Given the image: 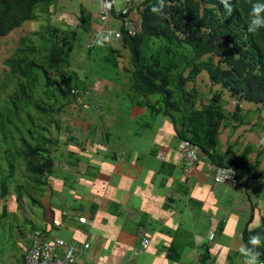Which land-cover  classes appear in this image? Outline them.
Returning <instances> with one entry per match:
<instances>
[{"label": "trees", "instance_id": "trees-1", "mask_svg": "<svg viewBox=\"0 0 264 264\" xmlns=\"http://www.w3.org/2000/svg\"><path fill=\"white\" fill-rule=\"evenodd\" d=\"M56 1L0 0V37L8 35L25 21L43 19L39 29L21 37L11 55L4 59L8 71L4 78L6 81L0 84V91L6 94L12 92L7 103L3 102L5 98L0 101V131H3L4 139L7 137L5 127L11 123L9 102L18 112L31 108L38 114L49 115L53 120V116L63 112L72 99L75 102L80 97L83 86H88L85 76L80 79L76 73H68L77 31L52 22ZM156 2L140 0L130 6L129 9L134 8L139 16L135 32H129V27L123 23L119 25L123 49L128 53L127 66L121 69L128 77L133 97L141 98L135 104L151 107V114L170 118L178 139L197 146L215 167L233 168L238 181L264 179V163L261 170L258 168L260 156L264 153V142L255 155L254 163L249 164V147L239 157H234L222 149L219 139L223 129L233 131L247 122L251 114L264 111V29L254 33L246 30L251 0H233L231 13L219 0H164L160 12L152 13L150 8ZM112 14L120 18L114 12ZM77 19L80 30L85 34L83 41L87 57L117 69L120 57L110 42L96 37L90 42L86 40L95 31L91 27L90 12L82 4L78 8ZM99 53L101 57L97 59ZM204 73L210 84L219 87L207 98L195 85L196 78ZM190 82L192 85L188 87ZM38 86L43 96L46 95V102L41 96V99L29 100L35 94L31 91ZM29 91L31 94H28ZM224 91L234 97L232 110L225 107ZM149 95L158 96L155 102H161L159 107L149 104L146 100ZM244 101L256 104L257 108L244 114L240 107ZM2 112L6 113V121L1 119ZM39 120L37 117L41 126ZM260 121L254 126L264 128ZM39 128L45 129L44 126ZM30 134L34 139L32 130ZM35 139L32 142L19 138L18 158L24 157V163L17 168L31 179L26 182V190L22 191V184L16 180L11 162L10 173L0 176V219L13 213L5 203L10 194H14L18 210L23 208V197L32 205H42L35 188L41 191L46 175L51 172L53 159L50 151L54 141L46 135H35ZM12 186L14 190L11 191ZM40 228L32 233L39 231L48 239L56 238L47 236L48 228ZM263 235L264 218H261L257 228L244 229L242 233L247 247H251L249 239L252 236H259L264 243ZM260 245L255 251L259 252L258 260L264 261V249Z\"/></svg>", "mask_w": 264, "mask_h": 264}, {"label": "crops", "instance_id": "crops-1", "mask_svg": "<svg viewBox=\"0 0 264 264\" xmlns=\"http://www.w3.org/2000/svg\"><path fill=\"white\" fill-rule=\"evenodd\" d=\"M129 17L137 19L134 8ZM160 122L143 125L141 142L116 141L111 147L100 126L91 141L80 131L84 124L57 143L66 129L52 133L53 166L40 199L46 214L33 204L31 219L48 228L49 238L89 243L74 264H244L243 230L258 227L264 205L244 179L236 186L215 183V166L201 150L204 161L187 165L172 122ZM144 238L149 243L142 249ZM21 257L18 263L10 255L8 260L21 264Z\"/></svg>", "mask_w": 264, "mask_h": 264}, {"label": "rangeland", "instance_id": "rangeland-1", "mask_svg": "<svg viewBox=\"0 0 264 264\" xmlns=\"http://www.w3.org/2000/svg\"><path fill=\"white\" fill-rule=\"evenodd\" d=\"M80 4L90 12L92 30H96L97 32L102 24L101 20L97 17L99 13L98 0H57L53 7L52 22L58 26H69L77 31V40L70 54L68 73L74 72L80 79H83L85 76L88 86H83L80 97L75 99V102L72 99L69 106L60 113L61 115H54L52 113L54 115L53 118L60 119L62 122L59 120L53 122L54 119L52 120L49 115L38 114L31 108L26 109V112L30 114L27 116L26 112H24L25 110L18 112L14 108L13 103L9 102L12 112L9 116L11 123L6 125L7 128L5 127V131L7 132L6 139H4L3 131H0V176L3 177L10 173V167L12 168V166H9V163L11 162L14 166L13 171H15L14 175L16 176V180L22 184V191L26 190V182H30L31 179L28 178L27 173L17 168L24 163V157L18 158L19 138L21 137L34 142L36 141L35 135L37 137L46 135L49 138L52 137V133L55 134L56 130L63 133L64 129H66L65 133L60 135L56 140L57 143L59 138H65V134H68L69 131L75 132L79 126L84 124L87 126L86 129H83V125L81 126L83 130L80 131L84 132L87 139L91 141L94 138V131L98 130L100 126L104 134L107 135L108 143L111 147L116 141L127 143L130 139H135L141 142L142 139L139 138V133L147 130L146 127H143L146 123L156 124L158 121L160 125L161 120L165 124L167 120L170 121L168 117L166 118V116L161 114H151V111H153L151 107L135 104V101L138 99L141 100V98L133 97L134 93L128 86L130 83L128 77L124 75L121 69V67L127 66L128 53L123 49L120 39L109 41L120 57V64L117 69H114L111 64H103L100 60L93 62L91 57H87V51L83 41L85 34L80 30L77 19ZM115 6L118 8L122 7V0H115ZM42 21V17H39L37 20L25 21L8 35L0 37V84L6 81L4 78L8 71L7 66L4 65V59L11 55L19 39L34 30H38ZM91 39L92 37H88L87 41L90 42ZM100 57L101 54L99 53L97 59H100ZM191 85V82L188 83V87ZM195 85H197L202 95L206 98L210 97L212 92L219 88L216 85L210 84L205 73L200 74L196 78ZM31 92H35V94L29 99L30 101L41 99V96L43 98L42 101L46 102L47 97L41 93L40 86L35 87V90ZM31 92L29 91L28 94H31ZM11 93L8 92L6 94V92L0 91V101L5 98L4 100L6 101L3 100V102L7 103L8 95ZM222 95L227 101L225 107L228 110H232L235 104L234 97H231L228 91H224ZM157 97V95H149L146 100L149 101V104H156V107H159L161 102H155ZM240 107L243 109L244 114H247L248 110L257 108L256 104L245 101L240 103ZM142 109L144 111H141ZM4 114L6 113L2 112L1 119L6 121ZM37 117L40 119L41 126L45 127L44 130L39 128L41 126L37 123ZM66 119L67 122H65ZM247 120V122L234 128L233 131L230 128L223 129L219 139L222 144V149L229 151L234 157H239L244 149L249 147L247 162L252 164L254 163L256 153L262 148V143L264 142V128L259 125L258 127L254 126L260 120L262 125L264 124V111L251 114ZM170 125L169 122L166 128L170 127ZM31 130L33 131V138L35 140L31 137ZM163 130L165 129L163 128ZM73 140L79 141L76 137ZM172 141L174 140L172 139ZM198 161H204V158H198ZM260 161L259 169L263 166L262 163H264V153L260 156ZM247 184V191H251L254 200L263 206L264 179L248 180ZM10 189L11 191L14 190L13 186ZM35 191L38 198L42 197V190L39 191L36 187ZM8 198V201L11 203L9 205L10 212L15 213H12L7 218L0 219V264H15L14 261L8 260L9 255L14 257L18 263L22 249L27 244V241H29L28 234H31L34 229H41L40 227L42 226L40 223L34 225L36 223L32 222L31 218L34 216L33 211L36 209L32 207L31 201L26 202L25 199H21L23 208L16 210L15 202H12V196ZM39 213L41 215L46 214L44 205H40ZM22 231L27 234V237ZM261 245H264V243H261ZM261 247L264 249L263 246Z\"/></svg>", "mask_w": 264, "mask_h": 264}, {"label": "built area", "instance_id": "built-area-1", "mask_svg": "<svg viewBox=\"0 0 264 264\" xmlns=\"http://www.w3.org/2000/svg\"><path fill=\"white\" fill-rule=\"evenodd\" d=\"M129 3L131 0H124ZM114 8L113 0H101L99 6V18L102 25L99 30L95 32L97 39L104 40H118L121 38L120 32L116 28H110L106 22L111 15V10ZM128 7L120 10L121 14H126ZM133 29V26H131ZM91 41V40H90ZM178 147L182 153L187 165H192L198 160V148L189 143L187 140H181ZM160 157V155H158ZM213 180L216 183H223L234 186L236 184V171L227 166H216L213 175ZM80 222H86V218L80 217ZM148 244V239L142 240V247ZM89 246L88 242H84L80 246L73 243L66 242L62 238L48 239L44 237L39 231H34L31 235V241L28 247L24 248L21 264H74L78 258L79 253L86 250ZM259 264H263L259 262Z\"/></svg>", "mask_w": 264, "mask_h": 264}, {"label": "clouds", "instance_id": "clouds-1", "mask_svg": "<svg viewBox=\"0 0 264 264\" xmlns=\"http://www.w3.org/2000/svg\"><path fill=\"white\" fill-rule=\"evenodd\" d=\"M98 1H99V6H100L101 0H98ZM113 1H114V8L111 10V15H110L109 19L106 22L107 26L110 27V28H116V29L119 30L120 23H123L124 25H127L129 27V32H131V33L135 32L136 29L138 28V25H139V16L137 17L136 20L131 19L129 17L131 9H129V8H130V6L139 3L140 0H131L129 3H126L124 0H122V7H119V8L115 6V0H113ZM163 3H164V0H157L156 4L151 6L150 11L152 13H159L161 8L163 7ZM219 3L221 5H223V7L225 8V10L228 13H231L233 0H219ZM99 6H98V8H99ZM126 6L128 7L126 14H121L120 10H122ZM112 12H114L117 15H119L120 18H116L112 14ZM99 14H100V12L97 15L98 18H99ZM114 21L118 22L117 23L118 27H112L114 25L113 24ZM131 26H133V29H131ZM261 29H264V0H251V8H250L249 13H248V20H247L246 30L249 33H254V32H257V31H259ZM95 32H96V30H95ZM93 36L91 35V37H93ZM120 40H121V38H120ZM107 41L109 42V40H107ZM181 140H183V139H180V141ZM198 150H200V149L198 148ZM198 158H199V151H198ZM214 170H215V168H214ZM236 180L238 181L237 178H236ZM237 181H236V184H237ZM236 184L234 186H236ZM79 218H78V221H79ZM86 222H84V223H86ZM80 223H83V222H80ZM148 243H149V240H148ZM260 244H261V238L259 236L250 237L249 245H251V247H246V248L243 249L244 264H259V262H262L264 264V261L258 260L259 252L255 251V248L258 247ZM142 249H143V247H142Z\"/></svg>", "mask_w": 264, "mask_h": 264}, {"label": "water", "instance_id": "water-1", "mask_svg": "<svg viewBox=\"0 0 264 264\" xmlns=\"http://www.w3.org/2000/svg\"><path fill=\"white\" fill-rule=\"evenodd\" d=\"M239 101V100H238Z\"/></svg>", "mask_w": 264, "mask_h": 264}]
</instances>
